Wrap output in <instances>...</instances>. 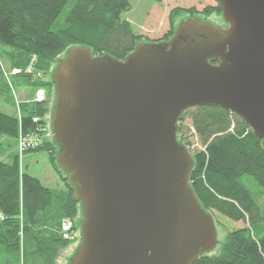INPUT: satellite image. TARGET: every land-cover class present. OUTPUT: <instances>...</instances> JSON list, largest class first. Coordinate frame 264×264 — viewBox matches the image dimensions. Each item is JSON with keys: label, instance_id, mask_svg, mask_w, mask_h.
<instances>
[{"label": "water", "instance_id": "obj_1", "mask_svg": "<svg viewBox=\"0 0 264 264\" xmlns=\"http://www.w3.org/2000/svg\"><path fill=\"white\" fill-rule=\"evenodd\" d=\"M217 2L226 25L191 16L123 59L76 45L58 60L52 135L83 214L66 264H192L217 246L178 122L218 105L264 146V0Z\"/></svg>", "mask_w": 264, "mask_h": 264}, {"label": "trees", "instance_id": "obj_2", "mask_svg": "<svg viewBox=\"0 0 264 264\" xmlns=\"http://www.w3.org/2000/svg\"><path fill=\"white\" fill-rule=\"evenodd\" d=\"M131 8V0H0V98L16 107L14 83L48 91L44 101L20 102L19 114L0 110V140L43 133L51 113L49 94L56 92L47 75L68 49L84 45L95 55L123 59L138 41H148L122 17ZM213 12L221 14L222 7L206 6L201 13ZM181 13L199 15L195 7L173 9L164 39L174 34ZM2 58L10 70L17 69L14 83L5 77ZM192 138L199 146L192 147ZM178 139L192 151L190 182L203 208L246 223L227 234L219 252L200 255L192 264H264V202H259L264 198L262 139L236 113L218 105L185 110ZM41 150L48 151L64 188L48 186L22 167V154ZM58 151L59 145L43 136L38 146L15 153L11 161L0 158V264H58L59 253L71 240L61 232L63 219H71L74 229L80 227L81 203L58 164ZM245 176L259 191L244 181Z\"/></svg>", "mask_w": 264, "mask_h": 264}, {"label": "rangeland", "instance_id": "obj_3", "mask_svg": "<svg viewBox=\"0 0 264 264\" xmlns=\"http://www.w3.org/2000/svg\"><path fill=\"white\" fill-rule=\"evenodd\" d=\"M132 8L128 11H125L122 14L123 18L128 19L132 22L135 31L139 35H143L146 40H161L164 39L165 35L170 29V14L173 9H189L195 7L199 12V17L203 20L214 22L217 25L222 24L223 17L218 13H211L212 15L206 16L203 13V9L206 6H217V0H131ZM187 13H181L177 18L176 22H180L183 18H188ZM179 24V23H178ZM62 54L58 57L56 62L52 66V71L54 70L58 60ZM3 70H5V77L7 80H10L14 83L12 77V70H10L9 65L7 64L6 59L2 58ZM49 79H52V72L47 75ZM45 89V88H44ZM46 90V89H45ZM47 91V90H46ZM37 89L28 85H20L14 83L12 89V95L15 101L16 107L11 105L5 99L0 98V110L6 111L8 113L19 114L18 104L22 101L32 100L36 94ZM48 92V91H47ZM49 94V93H48ZM52 97L53 91L49 94V104L52 111ZM187 123L190 121L187 119ZM48 138L53 139L52 128H51V113L48 116ZM196 139L192 138L193 148L199 146L196 142ZM21 151V142L20 139L15 141L9 137H3L0 140V158L7 161H11L15 153H20ZM22 167L27 170L29 173L37 176L44 184L51 186L53 188H64V182L59 177L57 172L53 169L49 161V154L46 150H41L37 152H28L26 155H21ZM244 181L251 185L255 191H259V187L253 183H250L247 176H245ZM259 202L263 203L264 198L259 197ZM214 221L216 227L219 231L220 237L218 239L217 246L212 251V253H217L220 251L222 245L225 242L227 234L239 227H243L246 223L243 221L232 220L220 213H215ZM76 234L71 238L70 243L67 247L62 249L58 256V264H66V259L77 244L79 227L75 229Z\"/></svg>", "mask_w": 264, "mask_h": 264}, {"label": "built area", "instance_id": "obj_4", "mask_svg": "<svg viewBox=\"0 0 264 264\" xmlns=\"http://www.w3.org/2000/svg\"><path fill=\"white\" fill-rule=\"evenodd\" d=\"M17 69H12V73H16ZM47 93L43 88H39L37 89V92L34 96V100L36 101H44L46 99ZM35 122H39V118L38 117H34L33 119ZM48 123L43 127V133H28L25 135H20L19 139L21 142V151L20 153L22 154L26 149H28L29 147H36L39 145V143H41L43 136H48ZM61 232L64 236V238L66 239H71L74 234H75V230L73 228V222L71 221V219L69 218H64L63 219V224L61 227Z\"/></svg>", "mask_w": 264, "mask_h": 264}, {"label": "flooded vegetation", "instance_id": "obj_5", "mask_svg": "<svg viewBox=\"0 0 264 264\" xmlns=\"http://www.w3.org/2000/svg\"><path fill=\"white\" fill-rule=\"evenodd\" d=\"M213 13H217V12H213ZM213 13H212V14H213ZM212 14H210V15H212ZM218 14H219V15H222V17H223L222 12H221V14H220V13H218ZM210 15H209V16H210ZM223 21H224V25H226V22H225L224 18H223ZM168 39H169V38H168ZM168 39H167V40H168Z\"/></svg>", "mask_w": 264, "mask_h": 264}]
</instances>
